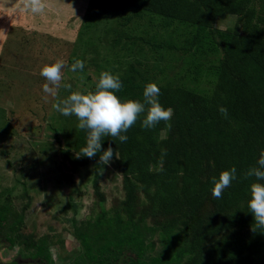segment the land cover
<instances>
[{
    "label": "trees",
    "instance_id": "16d2710c",
    "mask_svg": "<svg viewBox=\"0 0 264 264\" xmlns=\"http://www.w3.org/2000/svg\"><path fill=\"white\" fill-rule=\"evenodd\" d=\"M98 1L132 10L123 21L148 18L138 36H127L123 48L131 53L135 47L142 58L119 68L123 87L117 95L142 101L146 84L155 82L160 103L174 114L153 129L141 127L142 114L126 133V143L103 138L101 152L109 146L114 150L123 198L75 227L84 258L66 264H264V232L252 231L248 211L256 180L243 177L264 150V0ZM229 14L235 17L233 25L218 28L217 20ZM176 54L183 65L165 78ZM98 80L89 91H95ZM220 105L228 109L227 118L218 111ZM86 136L77 125L71 148H62V156L73 170L94 165L93 194L104 202L101 153L77 157ZM161 149L167 150L162 172ZM232 166L237 179L222 199L213 198L211 178ZM22 226L7 195L0 202V243H21L28 262L51 264L53 238L25 237ZM157 242L160 248L154 252Z\"/></svg>",
    "mask_w": 264,
    "mask_h": 264
},
{
    "label": "rangeland",
    "instance_id": "374dc122",
    "mask_svg": "<svg viewBox=\"0 0 264 264\" xmlns=\"http://www.w3.org/2000/svg\"><path fill=\"white\" fill-rule=\"evenodd\" d=\"M105 4L98 0H45L44 11L32 13L22 0H0V202L10 196L22 216L25 237L53 238L51 264L82 261L83 247L73 233L75 227L123 198L121 175L112 159L104 164L99 177L104 202L93 194L94 165L73 170L65 161L61 149L71 148L79 121L53 107L73 91L89 92L102 69L118 74L127 61L142 58L135 47L131 53L123 47L127 36L132 40L147 27L148 18L126 22L123 17L132 10ZM234 20L229 14L218 19L216 26L225 29ZM144 55L152 61L149 54ZM57 59L66 62L61 87L56 97L45 99L43 84L47 81L40 70ZM77 59L83 60L85 67L72 72ZM170 64L165 78L181 69L183 58L176 54ZM64 84H70L71 89ZM152 238L157 241L158 235ZM159 248L157 242L154 252ZM25 252L21 243L12 247L0 243L3 264L28 262Z\"/></svg>",
    "mask_w": 264,
    "mask_h": 264
},
{
    "label": "clouds",
    "instance_id": "9594fccd",
    "mask_svg": "<svg viewBox=\"0 0 264 264\" xmlns=\"http://www.w3.org/2000/svg\"><path fill=\"white\" fill-rule=\"evenodd\" d=\"M23 7L32 13H41L45 9V0H22ZM63 59H57L50 64H45L40 75L47 81L43 84V92L47 96L56 97L57 91L61 87L63 80L62 69L65 67ZM85 62L77 59L71 65V71H83ZM63 87L71 89L70 84ZM123 87L118 74L110 71H102L95 86V91L80 92L73 91L70 95L55 104L56 111L64 116L75 115L79 121L78 128L86 131V144L77 153V157L86 156L91 159L100 154L99 163L108 164L114 156L111 146L101 152L102 140L105 137L118 139L121 143H126L128 136L126 133L141 120V127L153 129L161 121L168 122L173 116L171 107L163 106L159 101L160 88L155 82L146 84L143 90V100L124 99L117 93ZM220 114L227 118L228 109L223 105L218 106ZM167 155L166 149H161L160 164L158 171H163L164 157ZM116 156V155H115ZM117 157V156H116ZM118 158V157H117ZM257 166L249 167L243 173L245 179L255 177L256 182L250 185V198L248 200V211L251 212L254 222L252 231L264 232V150L259 154L256 162ZM152 168L149 166V171ZM237 179V169L232 166L220 172L219 177H212L211 194L215 199H222L226 188L231 187L232 181Z\"/></svg>",
    "mask_w": 264,
    "mask_h": 264
},
{
    "label": "flooded vegetation",
    "instance_id": "af4514ba",
    "mask_svg": "<svg viewBox=\"0 0 264 264\" xmlns=\"http://www.w3.org/2000/svg\"><path fill=\"white\" fill-rule=\"evenodd\" d=\"M0 264H3L1 261H0ZM11 264V263H10Z\"/></svg>",
    "mask_w": 264,
    "mask_h": 264
}]
</instances>
